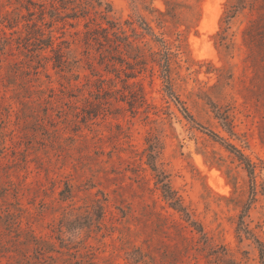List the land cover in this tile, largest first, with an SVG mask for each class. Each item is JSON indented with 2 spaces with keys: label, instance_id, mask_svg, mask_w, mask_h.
I'll list each match as a JSON object with an SVG mask.
<instances>
[{
  "label": "rangeland",
  "instance_id": "rangeland-1",
  "mask_svg": "<svg viewBox=\"0 0 264 264\" xmlns=\"http://www.w3.org/2000/svg\"><path fill=\"white\" fill-rule=\"evenodd\" d=\"M76 1L88 18L0 0V264H264V0H244L222 41L235 0ZM87 19L132 41L139 64L111 70ZM33 20L77 70L29 39ZM149 153L202 234L165 200Z\"/></svg>",
  "mask_w": 264,
  "mask_h": 264
},
{
  "label": "trees",
  "instance_id": "trees-1",
  "mask_svg": "<svg viewBox=\"0 0 264 264\" xmlns=\"http://www.w3.org/2000/svg\"><path fill=\"white\" fill-rule=\"evenodd\" d=\"M96 2V4L101 5V1L99 0H92ZM244 0H235V2L232 5L227 6V8L223 12V16L221 17V24H220V31L217 33L219 36L224 33V30L228 27L231 18L234 17V14L237 12L238 7L241 5V3ZM70 5H67L66 3L61 2L60 0V8L61 9H66L68 8L70 11L63 13L64 15H58L60 18H71V19H76V18H88V8L83 6L80 2L76 0H71L68 1ZM70 6V7H67ZM29 10V9H27ZM41 18V17H40ZM103 18V17H102ZM39 20V19H38ZM38 20H33L29 24L25 23V31L26 35L29 37V39H33L35 41L34 44L38 46L39 49H46L50 48V50L54 54V63L53 66L58 68L59 71H71L72 69L78 68V65H74L75 62L74 60H69L68 55H70L67 52V44L64 41H59L56 44V47H52L53 39L50 34L45 35L44 29H42V25L38 24L37 22H40ZM88 20V19H87ZM1 21H6L7 25L6 26H11V23H15L12 19L4 18ZM90 21H86L84 23V26L87 28L85 31V38H86V43L91 44V41L95 42L96 44L100 45L101 49L99 54L104 57L107 61V64L110 66L111 70L118 71L119 68L117 69L115 67L116 63L122 64V62H125L127 68H134L131 67L132 65H138L139 61L142 59L140 53L137 52L136 54L134 53L135 48L132 43V41H129L126 36L121 35L119 32L113 29V25H110L111 23L106 21L108 24V27L102 26L100 23H93V26L89 27L88 23ZM148 29L151 32V35L155 38L156 41H159L161 44L162 49V54L161 52H151V55L157 54V63L161 68V76L165 80L167 84H169V56H168V47L167 44L162 40L157 38L151 31V29L148 27ZM99 34L97 36H93L96 34ZM221 41L223 40V35L220 36ZM123 55H126L127 58L132 59L133 63H131L129 60H125ZM103 60V59H102ZM103 61H101L100 64H102ZM77 70V69H76ZM121 70V69H120ZM133 72L131 71L130 73L126 74V78L133 77ZM66 77L71 76L73 79L78 78V73H70V75H65ZM65 77V78H66ZM70 79V78H67ZM131 87L137 85L136 83L130 84ZM101 88V87H100ZM138 91H142L141 89H138ZM142 93V92H141ZM170 95L173 96L175 102H179L177 97H174L173 93L170 91ZM214 134V133H212ZM237 152V157L239 160L242 162L244 165L245 170L247 171V174L249 177H253V172L255 169V164L243 153L240 151L236 150ZM149 167L151 170L155 172L156 176V183L159 186L165 200L168 202L169 206L179 212L184 219L185 222H187L188 225H190L195 231L198 233L202 234L203 229L200 223H198L196 220L192 219L184 205L181 203L180 199L176 197L175 192L172 190L170 184L168 183L166 179V175L160 171L154 161L155 154L154 153H149ZM262 194L264 195V182L262 185ZM98 207V212L96 214L97 220H100L102 217V212H101V207L100 205H97ZM49 244V243H48ZM60 246V248H68L64 243ZM257 244L260 246L259 250L263 251V248L261 246V243L257 241ZM36 246L42 247V250L44 251H56L55 245L53 243H50L49 245L46 244H41L37 243L35 244ZM133 251H139L138 249H135Z\"/></svg>",
  "mask_w": 264,
  "mask_h": 264
},
{
  "label": "bare ground",
  "instance_id": "bare-ground-1",
  "mask_svg": "<svg viewBox=\"0 0 264 264\" xmlns=\"http://www.w3.org/2000/svg\"><path fill=\"white\" fill-rule=\"evenodd\" d=\"M207 6H208V4H207ZM205 9H206V8H205ZM207 12H208V11H207ZM204 14H205V13H204ZM205 15H206V14H205ZM205 15H204V16H205ZM208 46H210V45H208ZM208 46H207V47H208ZM195 51H196V50H195Z\"/></svg>",
  "mask_w": 264,
  "mask_h": 264
}]
</instances>
